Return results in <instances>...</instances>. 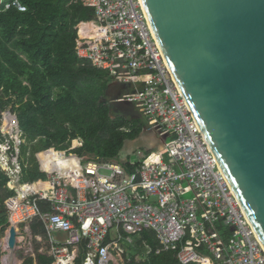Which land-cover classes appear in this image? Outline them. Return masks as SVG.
I'll list each match as a JSON object with an SVG mask.
<instances>
[{
    "label": "built area",
    "instance_id": "obj_1",
    "mask_svg": "<svg viewBox=\"0 0 264 264\" xmlns=\"http://www.w3.org/2000/svg\"><path fill=\"white\" fill-rule=\"evenodd\" d=\"M72 1L94 10L93 19L75 26L78 56L117 81L135 84L136 90L119 101L133 103L146 117L147 129L172 140L158 151L95 160L76 152L84 147L79 137L67 149L35 153L45 178L31 181L26 178L33 165L22 156L18 117L11 106L0 110V135H10L0 142V171L15 192L5 200L8 223L0 240L15 227L19 264L38 255L52 257V264H77L81 254V264H128L136 248L152 253L143 237L152 231L156 253L179 246L181 264H264V247L200 134L142 0ZM11 7L26 10L21 0H0L1 10ZM88 25L97 35L87 34ZM8 120L12 127L4 132ZM35 220L45 235L33 232Z\"/></svg>",
    "mask_w": 264,
    "mask_h": 264
},
{
    "label": "trees",
    "instance_id": "obj_2",
    "mask_svg": "<svg viewBox=\"0 0 264 264\" xmlns=\"http://www.w3.org/2000/svg\"><path fill=\"white\" fill-rule=\"evenodd\" d=\"M21 2L25 11L0 9V110L12 107L24 131L23 144H36V153L65 149L82 137L84 147L76 150L79 155L117 158L125 142L140 135L146 121L133 103L119 101L135 91L136 85L116 81L77 54L75 26L93 19V8L72 0ZM118 84L123 86L115 88ZM31 164L26 179L43 178L35 157ZM8 182L0 171V228L8 223L5 200L15 193ZM39 226L35 221L34 230ZM228 236L226 232L224 238ZM143 237L152 253L143 255L136 248L128 264H181L179 246L156 253L159 243L154 232L147 231ZM37 260L38 264L53 262L47 255H38ZM82 260L81 254L77 264ZM32 262L28 259L24 264Z\"/></svg>",
    "mask_w": 264,
    "mask_h": 264
},
{
    "label": "water",
    "instance_id": "obj_3",
    "mask_svg": "<svg viewBox=\"0 0 264 264\" xmlns=\"http://www.w3.org/2000/svg\"><path fill=\"white\" fill-rule=\"evenodd\" d=\"M177 86L264 247V0H142ZM17 232L10 229L15 257Z\"/></svg>",
    "mask_w": 264,
    "mask_h": 264
},
{
    "label": "crops",
    "instance_id": "obj_4",
    "mask_svg": "<svg viewBox=\"0 0 264 264\" xmlns=\"http://www.w3.org/2000/svg\"><path fill=\"white\" fill-rule=\"evenodd\" d=\"M88 60V59H87ZM91 63V62H90ZM92 64V63H91ZM100 69V68H99ZM104 70V69H103ZM107 71V70H106ZM109 72V71H108ZM110 74V73H109ZM111 75V74H110ZM117 81V80H116ZM120 82V81H119ZM16 115H17V113L15 112V111H13ZM143 115V114H142ZM17 117H18V115H17ZM144 118L143 119H145V121H146V125H145V127H144V129H143V131L140 133V135L137 137V138H135V139H129V140H127L126 142H125V146L126 147H128V153H127V156L128 155H131V154H133L136 150H139V149H142V150H145V151H158L159 149H162L163 148V146L164 145H162V144H165V143H163V138L164 137H162V136H160L157 132H155V131H152V130H150V129H147L148 128V126H147V120H146V117L145 116H143ZM18 120H19V118H18ZM19 126H20V123H19ZM21 128V127H20ZM22 129V128H21ZM23 131V130H22ZM23 137H24V139H25V136H24V131H23ZM77 138H79V137H77ZM82 138V137H81ZM83 139V138H82ZM77 141V139L76 140H74V142H73V144H75V142ZM24 143H26V139H25V142ZM24 145H26V147H27V150H26V152H25V155L23 156V152H22V156L26 159V160H28L29 162H30V164H31V161H30V158H31V156H32V154H31V148H34L35 147V145L36 144H23L22 145V148H23V146ZM70 145H68L65 149H67L68 147H69ZM124 146V147H125ZM155 147H158V150H155V149H152V148H155ZM49 149V148H48ZM124 149V148H123ZM45 150V149H44ZM42 151V150H41ZM37 151H35L34 150V155H35V153H36ZM81 156H85V157H88V158H92V159H95V158H93L91 155H81ZM120 156V155H119ZM119 156L117 157V158H119ZM35 157V156H34ZM117 158H113V159H117ZM95 160H97V159H95ZM104 160V159H103ZM41 206L43 207V209H48V204L47 203H42L41 204ZM35 221H37V220H35ZM34 221V222H35ZM34 222H32V224H31V226H32V230H34V228H33V224H34ZM38 222V221H37ZM40 223V226L38 227V231L37 230H34V231H36V233L37 234H41V235H45V229H44V227H43V224L41 223V222H39ZM3 228H5V225H3V226H1V228H0V230H2ZM33 231V232H34ZM54 236L55 237H57V238H59V239H63V238H61L60 236H64L65 237V234L64 233H57V232H55L54 233ZM52 258V257H51ZM17 259V261H19V258L17 257L16 258ZM29 259H32L33 260V262H32V264H38V260L36 259H33V258H29ZM28 260V259H27ZM26 260V261H27Z\"/></svg>",
    "mask_w": 264,
    "mask_h": 264
},
{
    "label": "rangeland",
    "instance_id": "obj_5",
    "mask_svg": "<svg viewBox=\"0 0 264 264\" xmlns=\"http://www.w3.org/2000/svg\"><path fill=\"white\" fill-rule=\"evenodd\" d=\"M113 82H115V81H113ZM113 84V83H112ZM129 84H133V83H129ZM135 85V84H134ZM123 85L122 84H118L115 88H120V87H122ZM112 97V96H111ZM111 99V98H110ZM10 109V106L8 107V108H6V110H9ZM6 110H4V111H6ZM3 111V112H4ZM3 123V116H2V111H0V125ZM8 126H10V125H8V124H5V126H3V131L4 132H6V131H8V130H11L10 128H7ZM5 128V129H4ZM4 133H1V135H0V142H1V140L4 138V137H6V136H10V135H5ZM12 139V138H11ZM15 140V139H14ZM14 140L12 141V143L14 144ZM172 140V137H170V136H166V137H164L163 138V143H165V144H168V143H170V141ZM162 145H164V144H162ZM152 149H155V150H158V147H155V148H152ZM26 150H27V147H26V145H24L23 146V148H22V152H23V156L25 155V152H26ZM34 148H31V154H32V156H31V158H30V161L32 160L33 161V159H34ZM127 153H128V147H124V149L121 151V153H120V156H119V159H122V158H125L126 156H127ZM137 154H135V155H132L131 156V159L132 160H136L137 159V156H136ZM43 178H45V176H43ZM193 196V193H190V194H188L186 197H192ZM9 230V228L6 230V232ZM6 232L4 233V235L6 234ZM61 238H64V236H60ZM2 239V238H1ZM5 254H6V252L5 251H3L2 250V246L0 247V264H3L2 263V258H3V256H5ZM17 258V251L15 252V259ZM17 260V259H16ZM18 262V261H17ZM19 264V263H18Z\"/></svg>",
    "mask_w": 264,
    "mask_h": 264
},
{
    "label": "bare ground",
    "instance_id": "obj_6",
    "mask_svg": "<svg viewBox=\"0 0 264 264\" xmlns=\"http://www.w3.org/2000/svg\"><path fill=\"white\" fill-rule=\"evenodd\" d=\"M87 27H88V31H87L88 35H90L92 37L97 35V30L95 27H93L92 25H88ZM8 124L11 125L9 120H8ZM56 155L58 156L59 154L55 153L54 157H57ZM8 242H9V232L7 233V235L5 237H3L0 240V247L2 246V250L6 252L5 256H3V258H2V263L3 264H18L15 257L11 254Z\"/></svg>",
    "mask_w": 264,
    "mask_h": 264
},
{
    "label": "flooded vegetation",
    "instance_id": "obj_7",
    "mask_svg": "<svg viewBox=\"0 0 264 264\" xmlns=\"http://www.w3.org/2000/svg\"><path fill=\"white\" fill-rule=\"evenodd\" d=\"M8 125H10V124H8ZM5 126V125H4Z\"/></svg>",
    "mask_w": 264,
    "mask_h": 264
}]
</instances>
